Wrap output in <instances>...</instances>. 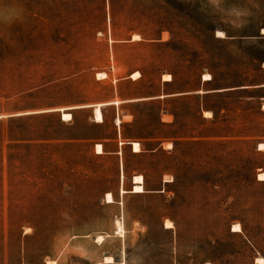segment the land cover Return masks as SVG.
Returning a JSON list of instances; mask_svg holds the SVG:
<instances>
[{"label":"rangeland","instance_id":"obj_1","mask_svg":"<svg viewBox=\"0 0 264 264\" xmlns=\"http://www.w3.org/2000/svg\"><path fill=\"white\" fill-rule=\"evenodd\" d=\"M0 5V264L264 258V0Z\"/></svg>","mask_w":264,"mask_h":264},{"label":"bare ground","instance_id":"obj_2","mask_svg":"<svg viewBox=\"0 0 264 264\" xmlns=\"http://www.w3.org/2000/svg\"><path fill=\"white\" fill-rule=\"evenodd\" d=\"M99 76L104 77L105 75L104 74H99ZM140 77H141V74L139 72H135L131 76V78L134 79V80H137ZM163 79H164V81H168L169 82V81L172 80V77H171V75L168 74V75H164ZM211 80H212V76L210 74L204 75V81H211ZM94 112H95V120H96V122H98V123L103 122L104 121V116H103V112L101 110V105H97L95 107V111ZM206 114L209 115V112L206 113ZM62 118H63L64 121H70L72 119V114L64 111L63 114H62ZM132 148H133V152H135V153L141 152V146H140V144L138 142H133L132 143ZM167 149H169V148H167ZM259 150H264V143L259 144ZM96 152H97V154H103L104 153L102 144H97L96 145ZM261 177H264V172H262V173H260L258 175V179L261 180V181H264V179H261ZM133 180H134V186H133V190H132L133 193H136V194L145 193V190H144V177L141 176V175H138V176H135ZM106 201L109 204L114 203V199L112 197V194H110V193L107 194ZM169 225L171 227H169ZM165 226H166V228H172V223L167 221ZM122 228H123V226H121V224H120L119 225L120 231L122 230ZM233 231L238 232V233L242 232V227L240 226V224L234 225ZM98 240L102 241L103 237H101V236L98 237ZM105 262L106 263H114L112 257H106L105 258ZM257 263L258 264H264V258H262V257L258 258L257 259ZM49 264H50V262H49Z\"/></svg>","mask_w":264,"mask_h":264},{"label":"clouds","instance_id":"obj_3","mask_svg":"<svg viewBox=\"0 0 264 264\" xmlns=\"http://www.w3.org/2000/svg\"><path fill=\"white\" fill-rule=\"evenodd\" d=\"M237 17L243 16V10L234 8ZM23 19V8L15 5H0V23L12 24ZM242 26V24L240 25Z\"/></svg>","mask_w":264,"mask_h":264},{"label":"trees","instance_id":"obj_4","mask_svg":"<svg viewBox=\"0 0 264 264\" xmlns=\"http://www.w3.org/2000/svg\"><path fill=\"white\" fill-rule=\"evenodd\" d=\"M160 45L165 46L166 44H160ZM212 80H214V77H212ZM102 112H103V110H102ZM103 115H104V113H103ZM127 139H139V138L138 137H127Z\"/></svg>","mask_w":264,"mask_h":264},{"label":"crops","instance_id":"obj_5","mask_svg":"<svg viewBox=\"0 0 264 264\" xmlns=\"http://www.w3.org/2000/svg\"><path fill=\"white\" fill-rule=\"evenodd\" d=\"M264 88V84H261V85H258V86H254V88ZM101 110H102V108H101ZM104 116V115H103ZM104 122V121H103ZM103 122H101V123H103Z\"/></svg>","mask_w":264,"mask_h":264},{"label":"snow or ice","instance_id":"obj_6","mask_svg":"<svg viewBox=\"0 0 264 264\" xmlns=\"http://www.w3.org/2000/svg\"><path fill=\"white\" fill-rule=\"evenodd\" d=\"M219 35V34H218ZM261 179H264V177H261ZM169 227H171L170 225H169Z\"/></svg>","mask_w":264,"mask_h":264}]
</instances>
